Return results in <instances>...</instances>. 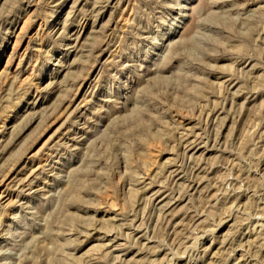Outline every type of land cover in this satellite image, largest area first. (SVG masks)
Listing matches in <instances>:
<instances>
[{
	"label": "rangeland",
	"instance_id": "rangeland-1",
	"mask_svg": "<svg viewBox=\"0 0 264 264\" xmlns=\"http://www.w3.org/2000/svg\"><path fill=\"white\" fill-rule=\"evenodd\" d=\"M0 264H264V0H0Z\"/></svg>",
	"mask_w": 264,
	"mask_h": 264
}]
</instances>
